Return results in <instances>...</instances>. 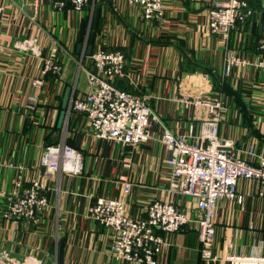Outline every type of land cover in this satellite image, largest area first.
Listing matches in <instances>:
<instances>
[{
  "label": "crops",
  "instance_id": "obj_1",
  "mask_svg": "<svg viewBox=\"0 0 264 264\" xmlns=\"http://www.w3.org/2000/svg\"><path fill=\"white\" fill-rule=\"evenodd\" d=\"M225 1L164 0L163 18L146 20L136 5L97 0L99 26L93 48L122 50L126 76L114 83L147 94L159 118L157 126L182 133L191 124L197 132L199 122L192 118L193 108L185 100L206 93L219 95L228 106L219 124L220 139L230 143L226 149L252 147L257 158L264 155V112L254 108L264 109V70L254 62L264 60L259 41L256 46V36L264 30V0H247L251 14L230 32L229 47L248 63L233 66L225 77L229 91L214 90L208 71L184 65L185 57L193 58L222 74L225 46L207 30L206 14L210 6ZM92 4L72 11L55 10L51 0H0V192L11 189L20 173L25 184L42 180L49 200L36 224L24 219L14 224L2 217L6 197L0 193V259L8 263L45 264L50 258L59 264L62 244L61 264H133L112 255L110 231L89 214L92 197L119 194L124 174L132 182L126 198L132 215L144 212L152 199L169 198L185 210L193 204L189 196L168 192L167 150L157 140L135 146L96 140L76 112L67 113L57 125L64 87L71 86L70 97L86 91L78 87L76 74L79 62L86 65L89 59L76 51V44L81 23L90 20ZM24 39H33L41 53L52 40L61 46L60 76H45L37 89L31 80L41 65V55L17 47ZM30 93L38 96L33 110L26 108ZM60 142L80 153L79 172L46 174L41 153L44 147ZM240 153L251 162V155ZM124 160L130 162L127 169L122 166ZM236 190L240 201L236 197L218 201L210 250L219 256H263L264 184L242 177ZM166 237L170 244L157 255V264H206L192 222ZM208 264L230 263L220 258Z\"/></svg>",
  "mask_w": 264,
  "mask_h": 264
},
{
  "label": "built area",
  "instance_id": "obj_2",
  "mask_svg": "<svg viewBox=\"0 0 264 264\" xmlns=\"http://www.w3.org/2000/svg\"><path fill=\"white\" fill-rule=\"evenodd\" d=\"M122 1L138 6L141 16L146 20H160L164 16V0ZM89 2L51 0L55 10L72 11H81ZM251 12L252 9L245 0H227L222 4H214L207 10V30L219 36L220 42L225 46L223 77L230 74L233 66L248 63L229 47V38L236 22L243 21ZM86 44L84 40L83 49ZM17 47L29 48L41 55V65L31 80L34 88L43 85V79L48 73L60 76L62 66L58 62V50L61 46L56 40L51 41L44 53L36 49L33 39H24ZM259 47L264 50V37L259 40ZM87 58L89 63L85 66L81 61L79 63L86 75V91L82 95L70 97L68 112L78 113L89 125L96 140H111L132 146L150 139L160 142L167 150L164 162L168 167V192L189 196L193 200L192 207L185 210L169 198L152 199L144 212L132 215L126 206L132 182L127 175L121 176L119 194L111 197L95 196L89 204L90 216L98 225L110 231L112 255L133 264H157V255L170 244L166 236L192 222L200 243V256L206 264L220 258L230 264H264V255L232 253L219 256L210 250L218 201L224 197L241 200L236 190L239 178H256L264 184V155L256 158L252 147L243 151L226 149L230 143L219 137V124L228 109L227 103L219 95L210 96L208 93L186 99L185 103L193 108L192 118L199 122V130L193 132L190 124L186 131L177 133L165 126H157L159 118L152 111L147 94L115 85V79L126 76L125 59L121 50L98 46L92 48ZM254 64L264 70V60H257ZM37 101V94L30 93L26 108L33 110ZM240 152L251 155V162ZM40 164L50 176L61 172L77 173L82 168L80 153L65 142L44 147ZM122 166L129 168V160H124ZM20 169L21 167L19 171ZM47 190L48 187L42 180H30L25 184L22 175L18 173L11 189L0 192L6 197L2 217L14 224L23 219L36 224L49 204ZM0 264L12 263L0 259Z\"/></svg>",
  "mask_w": 264,
  "mask_h": 264
},
{
  "label": "water",
  "instance_id": "obj_3",
  "mask_svg": "<svg viewBox=\"0 0 264 264\" xmlns=\"http://www.w3.org/2000/svg\"><path fill=\"white\" fill-rule=\"evenodd\" d=\"M99 12H100V7L99 6H94L92 16L89 22L83 21L80 25V29L78 32V38H77V44H76V51L80 52L82 51L81 56H88L91 54L92 48H93V42L95 39V35L97 32V27H98V19H99ZM86 41L87 44L85 46V49L82 47L83 41ZM70 95H71V86L66 85L64 87V91L62 94L61 98V109L59 112L58 116V121L57 125L60 126L64 117L67 115L68 108H69V100H70ZM62 257H63V248L62 244H60L59 249H58V262L61 264L62 262ZM53 260L50 258L46 259L45 264H53Z\"/></svg>",
  "mask_w": 264,
  "mask_h": 264
},
{
  "label": "trees",
  "instance_id": "obj_4",
  "mask_svg": "<svg viewBox=\"0 0 264 264\" xmlns=\"http://www.w3.org/2000/svg\"><path fill=\"white\" fill-rule=\"evenodd\" d=\"M245 1L247 2L248 7L253 9L251 7V5L249 4V2L247 0H245ZM97 3L98 2H96L95 6H97ZM248 17L249 16L245 17L243 21H237L235 26L238 25V24H242L245 20H247ZM98 26H99V23H98ZM97 29H98V27H97ZM262 37H264V30H262L259 34H257V36H256V46H257V42ZM119 50H121V49H119ZM257 50L259 52L261 51L259 48H257ZM184 65H190L191 67H198L201 70L208 71V73L210 74L211 79L213 81V86L215 88L214 90H216V91H229L230 90L228 85L226 84L225 77H223L221 73H218V71H214L210 64L204 63V62L199 61V60H195L193 58L187 59L185 57L184 58ZM48 75L54 76L51 73L46 74V76H48ZM125 89H128V88L126 87Z\"/></svg>",
  "mask_w": 264,
  "mask_h": 264
},
{
  "label": "rangeland",
  "instance_id": "obj_5",
  "mask_svg": "<svg viewBox=\"0 0 264 264\" xmlns=\"http://www.w3.org/2000/svg\"><path fill=\"white\" fill-rule=\"evenodd\" d=\"M89 1L90 2L88 4L93 3L92 6H95V3L97 2V0H92V1L89 0ZM82 47H83V43H82ZM80 55H82V51H80ZM124 59H125V57H124ZM84 63H86V61H84ZM84 66H85V64H84ZM78 72H79V75H78ZM76 75H78V87L79 88H85L86 87V83H87L86 78H85L86 75H85V72L83 71V69L81 67H78V70H77V74ZM254 110H256L257 112H260V113H263L264 112V109H262L260 107L259 108H254ZM111 147H112V145H110L109 150L111 149ZM86 159H89V156H86Z\"/></svg>",
  "mask_w": 264,
  "mask_h": 264
}]
</instances>
